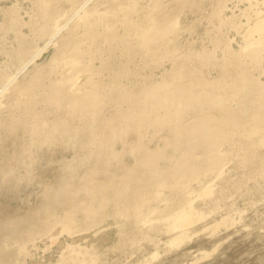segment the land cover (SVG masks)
Listing matches in <instances>:
<instances>
[{
	"label": "rangeland",
	"instance_id": "rangeland-1",
	"mask_svg": "<svg viewBox=\"0 0 264 264\" xmlns=\"http://www.w3.org/2000/svg\"><path fill=\"white\" fill-rule=\"evenodd\" d=\"M0 264H264V0H0Z\"/></svg>",
	"mask_w": 264,
	"mask_h": 264
},
{
	"label": "bare ground",
	"instance_id": "bare-ground-1",
	"mask_svg": "<svg viewBox=\"0 0 264 264\" xmlns=\"http://www.w3.org/2000/svg\"><path fill=\"white\" fill-rule=\"evenodd\" d=\"M254 52H255V51H254ZM255 54H256V53H255ZM255 54H254V55H255ZM153 97H154V96H153ZM158 103H159V101H158ZM188 104H189V103H188ZM153 106H154V105H153ZM164 124H165V123H164ZM203 127H204V126H203ZM195 129H196V128H195ZM206 129H210V128L207 127ZM206 129H205V131H206ZM176 131H177V130H176ZM189 131H190V130H189ZM192 132H194V131H193V128H192ZM195 132H196V130H195ZM197 132H198V131H197ZM211 132H212V131H211ZM176 134H177V133H176ZM193 134H194V133H193ZM209 134H210V133H209ZM210 135H212V134H210ZM198 136H199V134H198ZM201 136H202V135H201ZM204 137H206V136H204ZM208 138H209V137H208ZM209 139H210V138H209Z\"/></svg>",
	"mask_w": 264,
	"mask_h": 264
}]
</instances>
